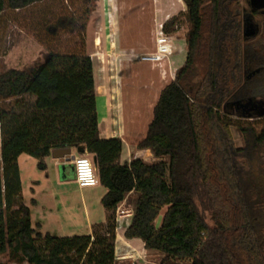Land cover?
<instances>
[{
	"label": "trees",
	"instance_id": "1",
	"mask_svg": "<svg viewBox=\"0 0 264 264\" xmlns=\"http://www.w3.org/2000/svg\"><path fill=\"white\" fill-rule=\"evenodd\" d=\"M40 1L0 0V14L6 4L22 9ZM183 1L186 61L161 90L138 143L158 161L121 164L122 140L100 136L89 55L51 52L43 63L0 75V99H16L0 111V255L13 248L28 264H115L116 211L134 192L124 236L163 255L160 264H264V128L231 118L260 114L264 40L244 37L242 0ZM176 23L171 18L163 31L172 33ZM233 126L244 146L236 145ZM77 146L94 155L106 221L86 235L37 232L18 158L43 166L53 149Z\"/></svg>",
	"mask_w": 264,
	"mask_h": 264
},
{
	"label": "rangeland",
	"instance_id": "2",
	"mask_svg": "<svg viewBox=\"0 0 264 264\" xmlns=\"http://www.w3.org/2000/svg\"><path fill=\"white\" fill-rule=\"evenodd\" d=\"M172 1L173 4H175L174 8L177 12L171 17H177L174 31L172 33H165L163 31L164 24L170 20V18L165 23H162L159 28L154 26V28L151 29L147 43L145 42L149 47L152 44L151 48H154L156 37L161 36L162 33L171 39L172 45L174 46L172 54L168 55L166 61L160 63L166 66H169L170 58L177 45L176 60L179 61L181 58L186 57L187 45L185 41L189 29V23L184 17L187 10L184 1ZM158 5L163 6L164 2L159 0H42L22 9H12L6 4L0 14V75L10 69L26 70L43 63L47 55L51 52L60 55L87 54L96 64L98 84L100 85L99 90H104L105 83L108 85L114 84L115 87L118 85L119 92L125 93L124 105L128 103V101L138 102L139 100V103H136V105L140 107L141 105L138 104H140L141 95L135 96L134 94L131 98L129 94L131 91L133 93L135 91L138 92L139 88L137 89V87H134L135 84L131 83L130 78L127 80L125 78L129 77L133 62H137V60L150 62L145 56L154 54L156 46L155 49L152 50L148 45L146 46V44L145 46L141 45L135 48L137 50H135V53H107L109 49L106 48V45L110 46V42L113 39L110 12L112 9L116 11L115 24L116 27L120 28L119 33L117 30V34L124 36L128 29L138 30L139 27H144L145 30L147 28L146 25L149 24L147 17H139L142 19L143 26L137 24V21L131 23L129 20L133 19V15H138L139 13L153 16ZM242 5L246 10L247 16L258 26L259 31L254 36L255 40L262 37L264 40V13L252 11L248 4V0H242ZM140 31L141 29L136 32V35L142 38ZM97 37H101L104 45L101 43L98 46L95 45V39ZM123 44L124 41L122 44L120 42L121 47ZM103 59L106 61L105 64H102ZM154 65L158 66V63ZM171 73V71H168L169 77H171ZM110 74L113 76L110 77ZM120 74L124 75V79H118ZM148 77L151 76L146 74L145 79ZM168 80L170 79H165L161 82V85H164ZM153 92L155 91L153 90ZM153 96H155L154 93ZM15 100L16 99H0V111L12 108ZM256 103L259 105L261 110L260 113L264 112V98L256 99ZM128 106L129 105H125L126 108H128ZM109 115L111 117L110 119L115 117H113L112 114ZM231 118L232 122H240L244 126H251L258 132L264 128V115L258 113H254L251 117L231 115ZM123 119L124 115L121 113L118 120L122 123L123 132H129L130 129H128L127 124V127L124 126L122 122ZM232 133L236 145L239 147L244 146L245 140L234 126L232 127ZM250 142H252L251 138ZM258 152H260L259 157H262V155H264V146H261ZM82 153L83 150L79 149L78 155ZM22 158L28 160V163H23V170L26 171L27 174H33L39 170L38 159L29 155H23ZM164 160H166V158H164ZM92 161L94 162V160ZM55 191L56 192H53L48 197L49 201H52L62 209L60 212L62 220L60 219L59 222L61 231L58 235L71 233L70 231H74L75 228L78 229L75 231L79 233L87 232L86 215L89 216V219L93 220L99 210L103 208L100 198L94 190L86 188L80 191L77 185L73 183L72 185L64 186L61 190L56 189ZM31 197L32 194L29 188L26 187L24 198L27 206L32 205ZM85 208H87L86 212ZM124 209H126V205L120 207V209L119 207L117 208L116 233L117 227L119 231L125 228L127 223L125 221L129 218L128 217L126 220L123 218L118 219V216H129V214H119V211L121 212ZM100 219L103 220V216H101ZM161 221L162 214L159 215L156 222L157 227H160ZM206 221L209 225H213L208 214L206 215ZM124 238V234L119 237L118 255L115 264L161 263L163 255L155 251L144 253L142 247L138 245L127 247L124 245L125 243L122 242ZM0 264L28 263L20 252H15L13 248H9L5 253L0 255Z\"/></svg>",
	"mask_w": 264,
	"mask_h": 264
},
{
	"label": "crops",
	"instance_id": "3",
	"mask_svg": "<svg viewBox=\"0 0 264 264\" xmlns=\"http://www.w3.org/2000/svg\"><path fill=\"white\" fill-rule=\"evenodd\" d=\"M159 1L161 2L163 1L164 5L163 6L158 5L154 11L153 16L139 13L138 15L137 14L133 15V19L129 20V22L131 23L137 21L138 22L137 24L142 25L143 22L141 18L147 17L149 22V24L146 25L147 28L145 30L144 27L142 28L139 27L138 30L128 29L124 34V36H121V34H117V30L119 33L120 28L116 27L115 24L116 11L114 9L111 10L110 13H111V23H112L111 27L113 30L112 33L113 39L110 42V46L106 45V48L109 49L107 53L109 52H114V54L135 53L137 51L135 48L141 45L145 46V44L149 39L151 29L154 28V26H157V28H159L162 23H165L168 19H170L172 16H174L177 13L176 9L174 8L175 4H173L172 0H159ZM140 29H141L140 33L142 34L141 35L142 38H139L136 35V32L139 31ZM123 41L124 44L121 47L120 42L122 44ZM100 43L104 45L101 37H97L95 39V45L98 46ZM147 45L148 44H146V46ZM151 47L152 44L150 45L149 48ZM151 49L152 50L155 49V44H154V48ZM177 49H178V45L176 46V49L170 58L169 66H166L165 64H158V66H156L154 64H151L149 61L137 60V62H133L130 75L125 79L127 80L130 78L131 83L135 84L134 87H137V89L139 88L138 92L135 91L133 93L131 91V93L129 92L128 93L130 94V97L134 94L135 96H138L140 94L141 96L140 95L139 96L141 101L140 104L138 105H141L142 107L141 106L137 107L136 103H139L138 100V102L128 101V103H125V105H129L128 108H126L124 105L125 93L119 92L118 85L115 87L114 84L108 85L105 83L104 90L103 91L99 90L100 85L98 84L97 68H96V64L94 63V60L92 59L93 67H94V75H95L96 102H97L100 136L102 138L117 137L122 140L123 147L120 158L121 164L131 163L134 159H141L146 163H152L160 160V158H156L152 154L150 149L138 148V143L146 135L148 125L153 117V108L156 102L158 101L161 90L171 80L174 79L176 72L178 71L179 68H181L184 65L186 61V57L181 58L179 61L176 60L177 58L175 55ZM186 55H187V47H186ZM102 61H103L102 64L106 63L104 59ZM168 71L172 72L171 77L168 76ZM146 74L150 75L151 77L145 79ZM112 76L110 74V77ZM118 79H124V75L120 74ZM165 79H170V80H168L164 85H161V82H163ZM153 90L155 92H153ZM153 93L155 96H153ZM121 113L124 115V119L122 120V122L124 123V126H126L127 124L128 129H130L129 132H123L121 126L122 123H120L118 120L120 118ZM109 114H112V116L115 117L110 119L111 117ZM68 148L71 149L70 155L77 156L79 149H82L83 146L68 147ZM23 155L26 154H22L18 158V166H19L20 178L22 183V197L24 204L27 206L26 200L24 198V192H25V188L28 187L32 194L31 197L32 205L30 206L28 205L31 214V222L33 228L37 232H40L42 234L49 233L55 237H72L76 235L90 234L92 231V227L95 224L105 223L107 218V211L103 207L99 210L98 214H96L93 220L89 219V216L86 215L87 232L79 233L78 231H75L78 230L75 228L74 231H70L71 233L65 235H58L59 232L61 231L59 228V222L61 219L60 212L62 209L59 208V206L55 205L52 201H49L48 196H50L53 192H56L55 191L56 189L61 190V188H63L64 186L72 185L73 183L74 185H77L80 191L86 188H80L76 183L73 160L69 162L66 161V157H68L69 155L65 154L59 158H55V156H53L51 153L49 156L43 159V166L39 165V170H37V172H34L33 174H27L26 171L23 170V163L24 164L28 163L27 159L22 158ZM89 157L92 160H94V155L89 154ZM88 189L94 190V192L100 198V201L104 196V194L106 193V188L101 184L95 187H89ZM137 197L138 195L136 193L131 192L126 196L125 200L121 202L118 206L120 209V207L126 205V209L124 210L129 212V216H121V217L118 216V219L123 218L124 220H126L128 217L129 218L125 221L127 222L125 228L119 231L117 227L116 243H115L116 257L118 255L119 237L120 235H123L125 233L127 227L131 222ZM86 210L87 208H85V212ZM101 216H103V220L100 219ZM122 242H124L125 243L124 245L127 247L138 245L139 247H142L144 253L153 252L152 250H146L144 248L143 241L139 240L138 238H134V239L124 238Z\"/></svg>",
	"mask_w": 264,
	"mask_h": 264
},
{
	"label": "built area",
	"instance_id": "4",
	"mask_svg": "<svg viewBox=\"0 0 264 264\" xmlns=\"http://www.w3.org/2000/svg\"><path fill=\"white\" fill-rule=\"evenodd\" d=\"M156 51L147 57L151 63L160 64L162 61L168 59V55L172 54L174 46L171 39L164 33L161 36H157L155 40ZM145 58V59H147ZM75 170V180L80 188L95 187L100 184L97 168L95 167L89 154L85 151L81 155L75 156L73 160ZM120 215L129 214L128 211H119Z\"/></svg>",
	"mask_w": 264,
	"mask_h": 264
},
{
	"label": "water",
	"instance_id": "5",
	"mask_svg": "<svg viewBox=\"0 0 264 264\" xmlns=\"http://www.w3.org/2000/svg\"><path fill=\"white\" fill-rule=\"evenodd\" d=\"M248 4L252 11H262V13H264V0H248ZM258 31V26L252 22L250 17H248L244 23V37H254ZM260 115H264V112H261ZM51 153L53 156H55V158H59L65 154L69 155L66 157L67 162L72 161L75 158V156L70 155L71 149L68 147L53 149Z\"/></svg>",
	"mask_w": 264,
	"mask_h": 264
},
{
	"label": "flooded vegetation",
	"instance_id": "6",
	"mask_svg": "<svg viewBox=\"0 0 264 264\" xmlns=\"http://www.w3.org/2000/svg\"><path fill=\"white\" fill-rule=\"evenodd\" d=\"M256 12H262V11H256ZM251 19V18H250ZM252 20V19H251ZM253 22V21H252ZM257 107V106H256Z\"/></svg>",
	"mask_w": 264,
	"mask_h": 264
}]
</instances>
